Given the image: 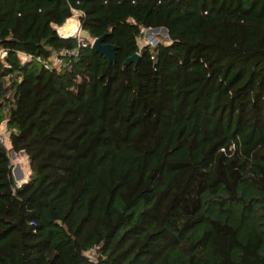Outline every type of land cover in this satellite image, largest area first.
I'll return each mask as SVG.
<instances>
[{"label": "trees", "instance_id": "1", "mask_svg": "<svg viewBox=\"0 0 264 264\" xmlns=\"http://www.w3.org/2000/svg\"><path fill=\"white\" fill-rule=\"evenodd\" d=\"M1 126L0 264H264V0H0Z\"/></svg>", "mask_w": 264, "mask_h": 264}, {"label": "rangeland", "instance_id": "2", "mask_svg": "<svg viewBox=\"0 0 264 264\" xmlns=\"http://www.w3.org/2000/svg\"><path fill=\"white\" fill-rule=\"evenodd\" d=\"M77 13L76 17L70 18L71 21L67 20V22L62 26L59 27L60 32L63 35H84L85 37H88L89 42L91 44L94 42L95 38H92L89 36V34L82 30V25L80 21V12L77 10H74L73 14ZM77 26V28H74L72 30V27ZM64 28V29H63ZM63 29V30H62ZM69 29V30H67ZM168 35L167 31L164 30L163 28H158V29H150V28H145L143 29V34L141 38L139 39V43L141 46L144 44H151L155 45L161 40L167 41L168 40ZM3 140L6 144L9 143V133L8 130L6 129L5 126L0 127ZM11 158L13 161V174L17 180V182L20 184L27 180L30 174V163H29V158L25 152H13L11 151Z\"/></svg>", "mask_w": 264, "mask_h": 264}, {"label": "water", "instance_id": "3", "mask_svg": "<svg viewBox=\"0 0 264 264\" xmlns=\"http://www.w3.org/2000/svg\"><path fill=\"white\" fill-rule=\"evenodd\" d=\"M158 28L159 27L150 28V29H158ZM162 28L167 31L166 27H162ZM106 35H107V33H104L101 36L96 37L94 39V42L92 43V47L94 49L102 52L103 54H105L111 61H114V60H116L117 45L114 44V43H111V42H106L105 41ZM68 36H75V35L74 34H70ZM140 56H141L140 52H135L133 55L129 56L126 59V63L135 62V64H137V62L139 61ZM21 152H24V151H21Z\"/></svg>", "mask_w": 264, "mask_h": 264}, {"label": "bare ground", "instance_id": "4", "mask_svg": "<svg viewBox=\"0 0 264 264\" xmlns=\"http://www.w3.org/2000/svg\"><path fill=\"white\" fill-rule=\"evenodd\" d=\"M74 28H77V26L75 25L74 27H72V30H74ZM63 29H64V28H63ZM63 29H62V30H63ZM67 30H69V29H67Z\"/></svg>", "mask_w": 264, "mask_h": 264}, {"label": "built area", "instance_id": "5", "mask_svg": "<svg viewBox=\"0 0 264 264\" xmlns=\"http://www.w3.org/2000/svg\"><path fill=\"white\" fill-rule=\"evenodd\" d=\"M3 139V138H2Z\"/></svg>", "mask_w": 264, "mask_h": 264}]
</instances>
